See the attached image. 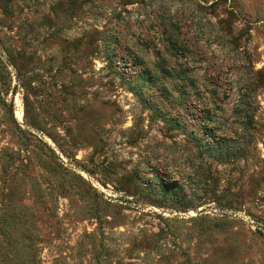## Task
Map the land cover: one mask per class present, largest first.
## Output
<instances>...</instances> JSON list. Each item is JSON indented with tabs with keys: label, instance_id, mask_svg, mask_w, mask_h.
<instances>
[{
	"label": "rangeland",
	"instance_id": "374dc122",
	"mask_svg": "<svg viewBox=\"0 0 264 264\" xmlns=\"http://www.w3.org/2000/svg\"><path fill=\"white\" fill-rule=\"evenodd\" d=\"M0 264H264V0H0Z\"/></svg>",
	"mask_w": 264,
	"mask_h": 264
},
{
	"label": "built area",
	"instance_id": "2783aa9c",
	"mask_svg": "<svg viewBox=\"0 0 264 264\" xmlns=\"http://www.w3.org/2000/svg\"><path fill=\"white\" fill-rule=\"evenodd\" d=\"M114 63L116 64L117 68L120 69L121 72H123V75L127 78L130 73L132 72V67L130 63H127L126 67H121L120 66V61L119 60H114Z\"/></svg>",
	"mask_w": 264,
	"mask_h": 264
},
{
	"label": "trees",
	"instance_id": "16d2710c",
	"mask_svg": "<svg viewBox=\"0 0 264 264\" xmlns=\"http://www.w3.org/2000/svg\"><path fill=\"white\" fill-rule=\"evenodd\" d=\"M144 78H145V80H147L148 77L146 78V76L144 75ZM216 151H217V157L221 160V157L223 155L229 156L230 154H232L233 147L220 148V149L218 148V150L216 148ZM218 152H219V156H218ZM222 160H226V159H222Z\"/></svg>",
	"mask_w": 264,
	"mask_h": 264
},
{
	"label": "bare ground",
	"instance_id": "6f19581e",
	"mask_svg": "<svg viewBox=\"0 0 264 264\" xmlns=\"http://www.w3.org/2000/svg\"><path fill=\"white\" fill-rule=\"evenodd\" d=\"M17 115H18V116H20V115H21L19 111H17Z\"/></svg>",
	"mask_w": 264,
	"mask_h": 264
}]
</instances>
